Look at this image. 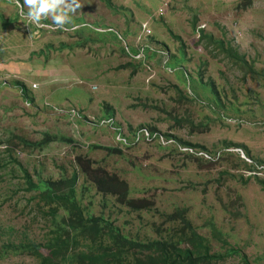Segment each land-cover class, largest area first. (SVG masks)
Here are the masks:
<instances>
[{
	"label": "rangeland",
	"instance_id": "1",
	"mask_svg": "<svg viewBox=\"0 0 264 264\" xmlns=\"http://www.w3.org/2000/svg\"><path fill=\"white\" fill-rule=\"evenodd\" d=\"M80 3L66 30L0 0V248L47 243L63 214L48 191L74 178L85 215L129 241L186 243L188 224L206 264H264V0ZM142 23L165 57L134 58ZM107 119L174 144L122 146Z\"/></svg>",
	"mask_w": 264,
	"mask_h": 264
},
{
	"label": "trees",
	"instance_id": "2",
	"mask_svg": "<svg viewBox=\"0 0 264 264\" xmlns=\"http://www.w3.org/2000/svg\"><path fill=\"white\" fill-rule=\"evenodd\" d=\"M219 47L229 53L224 45L219 44ZM75 183L74 178L69 181L66 193L48 191L50 203L61 204L63 210L62 215L55 214L57 209L49 212L53 221H56L55 216L61 217L56 222L53 237L44 245L31 242L4 244L0 248V259L5 255H27L42 264H206L214 259L209 256L203 237L188 224H185L189 230L186 243L155 241L141 244L127 240L118 228L105 223L102 218L85 215L76 198ZM236 253L242 264H248L244 254Z\"/></svg>",
	"mask_w": 264,
	"mask_h": 264
},
{
	"label": "built area",
	"instance_id": "3",
	"mask_svg": "<svg viewBox=\"0 0 264 264\" xmlns=\"http://www.w3.org/2000/svg\"><path fill=\"white\" fill-rule=\"evenodd\" d=\"M162 4V7H166L167 5L170 4L171 0H160ZM162 9H159L158 12H161ZM21 18L26 19L27 21H29L27 19V17L22 16L21 14L19 15ZM31 23V22H28ZM34 24V23H33ZM36 25V24H35ZM37 26V25H36ZM37 27H47L44 24H42V26H37ZM139 31L134 39V42L136 43L137 46V50L135 54H132L134 56L135 59L142 61L143 59L145 60L147 57H153L154 55H160V56H164L166 55L165 52L160 51V50H156L152 47L151 44V32L149 30L148 24L147 23H142L139 27ZM125 50L128 54H130L129 49H127V47L125 46ZM167 62V59L165 60V63ZM169 72L172 73V71L170 69H168ZM175 71V70H173ZM4 80L1 72H0V86H5L7 83ZM70 114H74V112H70ZM96 125L98 127H108L110 128L114 133H115V137H116V141L121 144L122 146L125 147H130L139 143H157L160 144L162 146H167L168 144L173 143V140L170 139L169 137H165L162 134H159L158 132H153L150 131L147 128H140L138 130H136L135 132L132 133V141L127 140V138L125 136H122L120 130L116 127V125L113 123L112 119H107V120H101L99 122L96 123ZM174 144V143H173ZM183 149V151H185V154H190V155H196L199 158L208 160V161H212L213 157H209V155L207 153L204 152H198V153H193V152H189L187 149L184 148H179V151ZM251 163L249 162V165Z\"/></svg>",
	"mask_w": 264,
	"mask_h": 264
},
{
	"label": "clouds",
	"instance_id": "4",
	"mask_svg": "<svg viewBox=\"0 0 264 264\" xmlns=\"http://www.w3.org/2000/svg\"><path fill=\"white\" fill-rule=\"evenodd\" d=\"M81 6L80 0H23L21 15L37 26H42V21L51 18L53 23L48 27L66 29L71 23L72 14ZM76 27L78 26L73 25L71 30Z\"/></svg>",
	"mask_w": 264,
	"mask_h": 264
},
{
	"label": "crops",
	"instance_id": "5",
	"mask_svg": "<svg viewBox=\"0 0 264 264\" xmlns=\"http://www.w3.org/2000/svg\"><path fill=\"white\" fill-rule=\"evenodd\" d=\"M12 32H14V31H12ZM12 32H10L8 35L11 36V35H12ZM8 35H7V36H8ZM0 65H1V64H0Z\"/></svg>",
	"mask_w": 264,
	"mask_h": 264
}]
</instances>
